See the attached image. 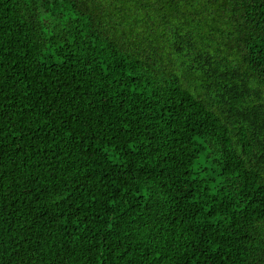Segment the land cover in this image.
<instances>
[{"label":"trees","instance_id":"1","mask_svg":"<svg viewBox=\"0 0 264 264\" xmlns=\"http://www.w3.org/2000/svg\"><path fill=\"white\" fill-rule=\"evenodd\" d=\"M0 264H264V0H0Z\"/></svg>","mask_w":264,"mask_h":264}]
</instances>
